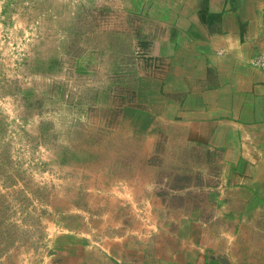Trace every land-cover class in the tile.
<instances>
[{
  "label": "rangeland",
  "instance_id": "obj_1",
  "mask_svg": "<svg viewBox=\"0 0 264 264\" xmlns=\"http://www.w3.org/2000/svg\"><path fill=\"white\" fill-rule=\"evenodd\" d=\"M145 23L124 0H0V264H45L55 234L132 219L149 190L216 211L210 154L146 113Z\"/></svg>",
  "mask_w": 264,
  "mask_h": 264
},
{
  "label": "crops",
  "instance_id": "obj_2",
  "mask_svg": "<svg viewBox=\"0 0 264 264\" xmlns=\"http://www.w3.org/2000/svg\"><path fill=\"white\" fill-rule=\"evenodd\" d=\"M124 1L146 22L155 66L146 113L210 154L225 177L204 189L216 211L187 213L149 190L132 219L55 234L45 264H264V0Z\"/></svg>",
  "mask_w": 264,
  "mask_h": 264
},
{
  "label": "built area",
  "instance_id": "obj_3",
  "mask_svg": "<svg viewBox=\"0 0 264 264\" xmlns=\"http://www.w3.org/2000/svg\"><path fill=\"white\" fill-rule=\"evenodd\" d=\"M254 64L264 70V56L254 60Z\"/></svg>",
  "mask_w": 264,
  "mask_h": 264
}]
</instances>
